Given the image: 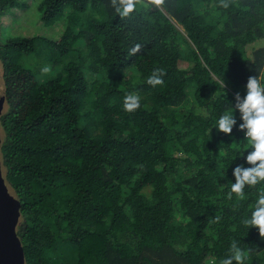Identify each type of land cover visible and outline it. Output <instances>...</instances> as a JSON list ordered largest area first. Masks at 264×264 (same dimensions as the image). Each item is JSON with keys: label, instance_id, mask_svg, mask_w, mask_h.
I'll return each instance as SVG.
<instances>
[{"label": "trees", "instance_id": "1", "mask_svg": "<svg viewBox=\"0 0 264 264\" xmlns=\"http://www.w3.org/2000/svg\"><path fill=\"white\" fill-rule=\"evenodd\" d=\"M224 2L164 0L120 18L111 0H42L58 39L0 34V166L25 264H220L233 241L244 264H264V238L242 223L264 183L228 199L234 169L251 167L235 97L264 78V0ZM20 6L0 0V16ZM46 44L40 80L19 59Z\"/></svg>", "mask_w": 264, "mask_h": 264}, {"label": "clouds", "instance_id": "2", "mask_svg": "<svg viewBox=\"0 0 264 264\" xmlns=\"http://www.w3.org/2000/svg\"><path fill=\"white\" fill-rule=\"evenodd\" d=\"M225 7L227 3L221 0ZM164 0H111V6L115 13L120 18H129L138 10H148L152 6H161ZM141 45L137 44L129 52L130 55H135L140 51ZM43 72H48L49 68L42 69ZM162 69L154 70L152 76L147 80L152 86L163 84L161 78ZM218 83L221 87H225L223 79ZM247 94L241 98L237 93L235 97V109H238L241 114L243 123L239 125L240 130L245 131V135L250 148L253 149L246 159L251 167L244 168L237 166L234 169L236 182L231 184V191L228 193V199H232L235 194L238 198H244L245 187H255L258 184L264 183V78L251 76L248 79ZM141 97L138 94L130 93L125 96L124 109L128 112H133L140 108ZM237 120L234 118V111H226L217 120V128L225 134H231ZM242 223L250 228L256 227L259 229L261 238H264V189L259 191L258 198L255 203L254 210L250 218L242 221ZM231 255L223 259L220 264H244L246 259L245 252L233 241L231 244Z\"/></svg>", "mask_w": 264, "mask_h": 264}, {"label": "rangeland", "instance_id": "3", "mask_svg": "<svg viewBox=\"0 0 264 264\" xmlns=\"http://www.w3.org/2000/svg\"><path fill=\"white\" fill-rule=\"evenodd\" d=\"M42 0H22V6L17 8H11L7 10L4 15L0 16V34L5 39L11 36H24L33 37L35 35L44 36L49 40L58 39L63 32V22L56 20L52 24H46L42 19L41 12L39 11V5ZM53 49L48 44L39 47L36 51L31 54H23L19 59L20 64L25 67L32 69L40 80H46L51 72H43L42 69L50 66L52 63L49 60L54 57L52 52ZM188 64L181 61L182 67H187ZM2 64L0 62V69ZM37 71V72H36ZM3 80L0 77V93L2 95L0 103H5L4 99V85ZM3 132V131H2ZM1 140V138H0ZM1 157V156H0ZM9 188L11 195H14V190L11 188L7 181L6 184ZM15 196V195H14Z\"/></svg>", "mask_w": 264, "mask_h": 264}, {"label": "water", "instance_id": "4", "mask_svg": "<svg viewBox=\"0 0 264 264\" xmlns=\"http://www.w3.org/2000/svg\"><path fill=\"white\" fill-rule=\"evenodd\" d=\"M10 195L0 166V264H25L23 243L16 229L17 200Z\"/></svg>", "mask_w": 264, "mask_h": 264}, {"label": "flooded vegetation", "instance_id": "5", "mask_svg": "<svg viewBox=\"0 0 264 264\" xmlns=\"http://www.w3.org/2000/svg\"><path fill=\"white\" fill-rule=\"evenodd\" d=\"M4 180V179H3ZM4 183H5V181H4ZM5 186L7 187V189H8V194L10 195V192H9V188H8V186L6 185V183H5ZM10 196H13V195H10ZM14 197V196H13ZM18 219V218H17ZM16 229H17V225H16Z\"/></svg>", "mask_w": 264, "mask_h": 264}]
</instances>
